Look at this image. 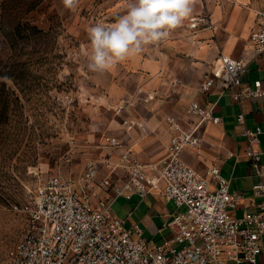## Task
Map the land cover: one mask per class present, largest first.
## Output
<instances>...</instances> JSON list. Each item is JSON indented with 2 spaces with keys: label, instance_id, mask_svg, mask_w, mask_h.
I'll list each match as a JSON object with an SVG mask.
<instances>
[{
  "label": "rangeland",
  "instance_id": "rangeland-1",
  "mask_svg": "<svg viewBox=\"0 0 264 264\" xmlns=\"http://www.w3.org/2000/svg\"><path fill=\"white\" fill-rule=\"evenodd\" d=\"M128 2L80 0L73 11L62 0H0V259L27 227L14 207L31 202L51 175L80 173L90 160L101 176L115 174L123 151L164 164L170 118L184 128L198 123L203 136L212 124L188 113L201 101L204 70L190 68L183 40L176 41L207 24L206 12L111 71L87 70L88 29L114 23ZM107 136H117L120 148L110 147ZM202 141L187 159L199 170L211 145ZM134 206L120 197L111 208L125 220Z\"/></svg>",
  "mask_w": 264,
  "mask_h": 264
},
{
  "label": "built area",
  "instance_id": "built-area-1",
  "mask_svg": "<svg viewBox=\"0 0 264 264\" xmlns=\"http://www.w3.org/2000/svg\"><path fill=\"white\" fill-rule=\"evenodd\" d=\"M251 41L247 58L219 56L203 74L200 88L231 91L241 107L237 121L246 137V155L260 178L254 185V196L261 197L258 211L242 217L231 213L246 196L231 190L218 163L199 170L185 159L186 152L202 145L200 125L184 128L172 117L164 164L123 151L115 174L101 176L97 161L90 160L80 173L48 177L31 202L14 207L26 215L27 227L0 264H258L264 249V164L259 148L263 130L246 126L243 101L264 97V87L261 80L254 87L242 84V77L247 64L264 55V10L258 12ZM188 113L193 119L217 121L212 109L199 102H192ZM107 144L120 148L121 141L107 136ZM66 162L71 165L72 158ZM150 194L184 208L166 222L171 235L159 245L145 238L138 224L127 226L111 208L119 197L146 199Z\"/></svg>",
  "mask_w": 264,
  "mask_h": 264
},
{
  "label": "crops",
  "instance_id": "crops-1",
  "mask_svg": "<svg viewBox=\"0 0 264 264\" xmlns=\"http://www.w3.org/2000/svg\"><path fill=\"white\" fill-rule=\"evenodd\" d=\"M260 10H264V0H198L193 14L206 12L208 23L194 33L176 37L177 43L183 40L181 49L196 65L190 68L204 70L205 73L221 55L247 58L252 53L251 35L258 26ZM257 80H261L264 87V55L247 64L242 84L248 83L254 87ZM200 100L201 106L212 109L213 117L217 119L212 120L205 136L201 133L202 139L206 138L207 143L211 144L208 145L210 151L205 159L206 167L218 163L221 174L230 180L231 190L246 196L242 205L231 211L234 216L242 217L245 212L258 211L261 197L254 196V185L259 183L260 178L246 155V137L237 121L240 105L233 100L231 91L220 93L218 89L203 92L200 88ZM243 104L246 126L252 129L261 127L263 130L259 135V148L264 164V97L248 98ZM188 154L185 153L186 160ZM125 199L135 203L125 219L127 226L138 224L143 229V236L155 245L171 235V229L165 224L181 208L159 195L150 194L146 199L138 196ZM140 208L142 212L137 214ZM258 264H264V249L258 255Z\"/></svg>",
  "mask_w": 264,
  "mask_h": 264
},
{
  "label": "clouds",
  "instance_id": "clouds-1",
  "mask_svg": "<svg viewBox=\"0 0 264 264\" xmlns=\"http://www.w3.org/2000/svg\"><path fill=\"white\" fill-rule=\"evenodd\" d=\"M80 0H62L75 10ZM198 0H129L126 12L111 25L96 23L88 29L86 68L105 73L139 55L147 46L168 40L194 12Z\"/></svg>",
  "mask_w": 264,
  "mask_h": 264
}]
</instances>
